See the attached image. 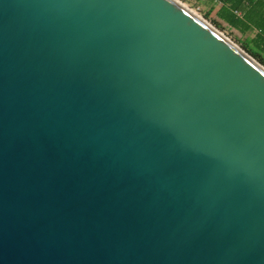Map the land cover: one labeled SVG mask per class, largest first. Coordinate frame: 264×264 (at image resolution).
I'll return each mask as SVG.
<instances>
[{
    "label": "water",
    "instance_id": "95a60500",
    "mask_svg": "<svg viewBox=\"0 0 264 264\" xmlns=\"http://www.w3.org/2000/svg\"><path fill=\"white\" fill-rule=\"evenodd\" d=\"M0 264H264V67L179 0H0Z\"/></svg>",
    "mask_w": 264,
    "mask_h": 264
},
{
    "label": "trees",
    "instance_id": "16d2710c",
    "mask_svg": "<svg viewBox=\"0 0 264 264\" xmlns=\"http://www.w3.org/2000/svg\"><path fill=\"white\" fill-rule=\"evenodd\" d=\"M219 4L217 15L231 26L243 31H256L243 48L264 65V0H211ZM241 12L242 15H238ZM217 27H221L217 24Z\"/></svg>",
    "mask_w": 264,
    "mask_h": 264
},
{
    "label": "rangeland",
    "instance_id": "374dc122",
    "mask_svg": "<svg viewBox=\"0 0 264 264\" xmlns=\"http://www.w3.org/2000/svg\"><path fill=\"white\" fill-rule=\"evenodd\" d=\"M186 7L191 9L193 12L201 16L205 19L209 24L214 26L217 30H219L222 34H224L228 39H230L233 43L243 49L249 56H251L258 63L259 60L249 54L244 48L243 44L247 40H252L256 36V31H243L241 29L234 28L229 23L221 19L217 12L219 10V4L217 2L211 0H179ZM238 15H242L241 12H237ZM220 24V28L215 24ZM261 64V63H260ZM263 67L264 65L261 64Z\"/></svg>",
    "mask_w": 264,
    "mask_h": 264
}]
</instances>
